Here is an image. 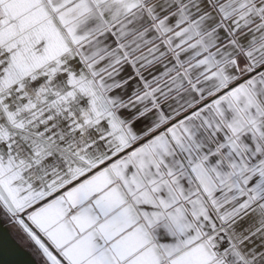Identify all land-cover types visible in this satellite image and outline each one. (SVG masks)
<instances>
[{
	"label": "snow or ice",
	"instance_id": "snow-or-ice-1",
	"mask_svg": "<svg viewBox=\"0 0 264 264\" xmlns=\"http://www.w3.org/2000/svg\"><path fill=\"white\" fill-rule=\"evenodd\" d=\"M0 218L41 264H264V0H0Z\"/></svg>",
	"mask_w": 264,
	"mask_h": 264
},
{
	"label": "water",
	"instance_id": "water-1",
	"mask_svg": "<svg viewBox=\"0 0 264 264\" xmlns=\"http://www.w3.org/2000/svg\"><path fill=\"white\" fill-rule=\"evenodd\" d=\"M0 264H39L30 251L14 238L2 218H0Z\"/></svg>",
	"mask_w": 264,
	"mask_h": 264
},
{
	"label": "trees",
	"instance_id": "trees-1",
	"mask_svg": "<svg viewBox=\"0 0 264 264\" xmlns=\"http://www.w3.org/2000/svg\"><path fill=\"white\" fill-rule=\"evenodd\" d=\"M5 223L9 226L10 231L12 233V235L14 236V238L23 246L25 247L28 251H30V253L35 257L36 261L41 264V260L39 258V256L35 253V251L33 250V248L29 245V243L27 242L26 238L23 237L22 235H20L17 230L15 229V227H13L12 225H10L7 220H5Z\"/></svg>",
	"mask_w": 264,
	"mask_h": 264
}]
</instances>
